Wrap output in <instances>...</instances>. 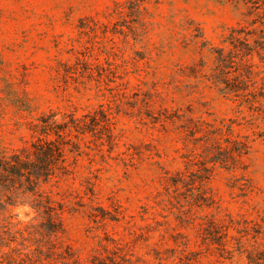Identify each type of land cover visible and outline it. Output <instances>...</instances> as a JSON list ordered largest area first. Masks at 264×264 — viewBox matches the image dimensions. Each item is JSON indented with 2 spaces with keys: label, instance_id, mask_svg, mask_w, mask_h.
<instances>
[{
  "label": "rangeland",
  "instance_id": "374dc122",
  "mask_svg": "<svg viewBox=\"0 0 264 264\" xmlns=\"http://www.w3.org/2000/svg\"><path fill=\"white\" fill-rule=\"evenodd\" d=\"M232 27L264 28V0H0V151L41 114L109 113L68 134L53 206H0V264H264V59Z\"/></svg>",
  "mask_w": 264,
  "mask_h": 264
},
{
  "label": "trees",
  "instance_id": "16d2710c",
  "mask_svg": "<svg viewBox=\"0 0 264 264\" xmlns=\"http://www.w3.org/2000/svg\"><path fill=\"white\" fill-rule=\"evenodd\" d=\"M252 35L255 37L248 41ZM225 41L242 56L256 53L264 59V52H260L264 51V28L256 30L232 27ZM229 49L231 50L230 47ZM216 53L217 63L223 70L232 61V55L228 54L234 52L226 54L224 47H220L216 49ZM252 66L253 64L246 66L245 77L258 74ZM217 83L222 85L220 90L224 93L236 94L239 89H244L228 80H218ZM243 84L244 82L241 85ZM250 97L255 98L251 93ZM245 98L248 100V97ZM56 115L55 112L44 113L30 123L31 139L28 145L0 151V206L23 204L26 199H29L32 206H53L51 196L42 191V186L70 173L71 162L64 152L76 155L80 146L78 141L67 138L68 134L73 131L76 138L95 125H107L109 113L99 106L92 113L80 116L74 112L63 113L60 118ZM97 115L100 119H97Z\"/></svg>",
  "mask_w": 264,
  "mask_h": 264
}]
</instances>
